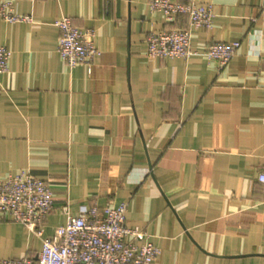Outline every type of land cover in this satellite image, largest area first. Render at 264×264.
<instances>
[{"label": "crops", "instance_id": "1", "mask_svg": "<svg viewBox=\"0 0 264 264\" xmlns=\"http://www.w3.org/2000/svg\"><path fill=\"white\" fill-rule=\"evenodd\" d=\"M12 1L31 20L0 16V180L27 169L48 183L43 235L65 222V204L77 215L126 202V224L159 248L155 264H264V0H193L213 16L192 29L187 58L147 54L151 31L189 25L149 0ZM61 15L95 30L91 64L61 59ZM234 40L221 70L203 54ZM40 249L0 213V258Z\"/></svg>", "mask_w": 264, "mask_h": 264}, {"label": "built area", "instance_id": "2", "mask_svg": "<svg viewBox=\"0 0 264 264\" xmlns=\"http://www.w3.org/2000/svg\"><path fill=\"white\" fill-rule=\"evenodd\" d=\"M151 10H159L167 20L186 14L189 25L183 28L153 30L147 37V54L158 57H184L194 54L191 35L194 27L211 28L212 5L193 0H149ZM0 16L8 22L30 21L16 11L12 0L0 2ZM59 30L57 51L70 67L91 64L98 52L93 28L76 26L71 17L61 15L54 21ZM240 42L212 41L203 50L208 60L222 69L236 53ZM10 50L0 45V72L8 69ZM264 182V173L259 175ZM53 207V191L46 181L23 169L0 180V213L8 215L41 240L35 257L0 258V264H155L159 248L148 234L126 224L127 203L115 206L92 204L77 215L63 206L66 220L52 236L43 235L42 225Z\"/></svg>", "mask_w": 264, "mask_h": 264}]
</instances>
